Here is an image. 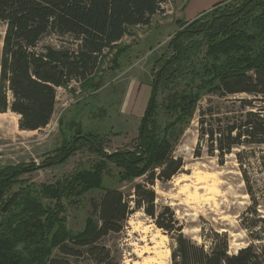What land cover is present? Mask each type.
<instances>
[{"label": "trees", "instance_id": "16d2710c", "mask_svg": "<svg viewBox=\"0 0 264 264\" xmlns=\"http://www.w3.org/2000/svg\"><path fill=\"white\" fill-rule=\"evenodd\" d=\"M166 1L0 0V21L5 25L0 54V112L17 115L20 130L44 128L54 112L56 88L74 81L87 82L98 70L103 55L115 48L118 53L112 69L119 68L121 49L116 45L129 28L148 25L156 13L162 12ZM204 13L177 32L170 44L172 51L156 61L152 68L155 80L135 149L117 154L115 162L123 168L124 177L144 179L133 187V208L120 190H104L99 202L92 205L97 218L87 217L81 231L69 234L57 211L44 206L31 189L12 190L23 170L10 166L0 169V264H79L76 259L81 256L92 264H117L108 248L98 242L109 233L121 231L133 209H142L169 234L171 264H264V217L257 211L264 192H255V181L243 163L245 149L238 151L236 158L251 200L240 214L249 243L235 252L229 251L226 232L211 229L208 234L201 229L202 243L185 236L169 207L155 211V193L148 187L156 179L170 180L183 166L182 160L173 155V130L187 123L205 94L247 96L237 99L243 114L226 117L224 128L219 127L221 120L214 118L210 109L207 114L202 112L200 137H206L210 152L214 148L222 155L234 147L264 145V0H237L200 24ZM45 38L56 44L42 43ZM183 80L184 88L178 89ZM160 90L165 91L161 108L172 118L165 127L156 117ZM84 143L91 152L113 160L115 155L102 153L97 137L79 132L66 150L63 142L58 151L64 153L55 162H63ZM54 186L44 187L43 196H79L101 186V169L78 171Z\"/></svg>", "mask_w": 264, "mask_h": 264}, {"label": "rangeland", "instance_id": "374dc122", "mask_svg": "<svg viewBox=\"0 0 264 264\" xmlns=\"http://www.w3.org/2000/svg\"><path fill=\"white\" fill-rule=\"evenodd\" d=\"M220 1L223 0L192 9L190 0H167L162 5V12L156 13L148 25L129 28L116 45L121 49L119 68L112 69V60L118 53L115 48L103 55L98 70L87 82L78 84L74 81L67 87L56 88L54 112L44 128L20 130L17 115L0 112V169L10 166L23 170L16 176L18 182L13 184L12 190L31 189L32 195H36L44 206L57 211L69 234L81 231L87 217L97 218L92 205L99 202L104 190H120L133 208V187L136 183H144V179L124 177L123 168L115 161L119 159L118 153L135 149L140 120L155 80L152 68L156 67L160 57L172 51L170 44L177 32L185 29L202 12L205 11L203 20L198 21L200 24L237 0L213 7ZM4 30L5 25L0 21V54ZM49 42L56 44L49 38L42 41ZM184 83L185 80L178 89L184 88ZM164 97L165 91L160 90L156 117L161 127L172 119L161 108ZM246 97L244 94L222 98L203 95L187 123L173 130V155L182 160L183 166L170 180L156 179L148 186L155 193V211L158 213L169 207L185 236L202 243L201 229L208 234L211 229L226 232L230 252L249 243V237L240 225V214L251 205V200L245 191L236 153L245 149L243 163L248 176L255 181V192H264V145L234 147L222 155L214 148L210 152L206 137H200L199 119L204 110L207 114L210 109L215 113L214 118L221 120L219 127L224 128L226 117L243 114L237 99ZM79 132L97 137L102 153L115 155L113 160L91 152L84 143L63 162H55L64 153V150L58 151L63 142H66V150ZM95 168L101 169L100 187L79 196H68V193L60 199L43 196L44 187H55L56 182L65 177ZM257 211L264 217V199L260 200ZM144 236L147 239L155 236L156 245H148L156 246L154 253H143L146 245L141 239ZM98 245L107 247L117 264H171L169 234L158 228L154 219L142 209H133L122 230L102 237ZM53 254L57 255L58 251L53 250ZM76 262L92 264L86 256Z\"/></svg>", "mask_w": 264, "mask_h": 264}, {"label": "bare ground", "instance_id": "6f19581e", "mask_svg": "<svg viewBox=\"0 0 264 264\" xmlns=\"http://www.w3.org/2000/svg\"><path fill=\"white\" fill-rule=\"evenodd\" d=\"M146 230V229H145ZM145 233V232H144ZM144 242V245H146L144 247V249L142 250L143 253H154L155 252V248L156 246H148V245H154L155 244V236H151L148 239L146 238V236H144L143 239H141ZM156 245V244H155ZM169 252V251H168ZM170 253V252H169Z\"/></svg>", "mask_w": 264, "mask_h": 264}, {"label": "crops", "instance_id": "0c3cea01", "mask_svg": "<svg viewBox=\"0 0 264 264\" xmlns=\"http://www.w3.org/2000/svg\"><path fill=\"white\" fill-rule=\"evenodd\" d=\"M216 1H218V0H190V2H191V4H193L192 5V9H193V7L195 8V7H197L198 5L200 6V8L204 5V4H208V5H211L212 3H214V2H216ZM190 4V5H191ZM205 9V8H204ZM195 10V9H194Z\"/></svg>", "mask_w": 264, "mask_h": 264}]
</instances>
